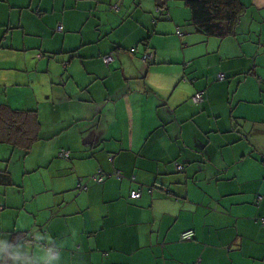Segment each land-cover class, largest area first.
Instances as JSON below:
<instances>
[{
  "label": "crops",
  "instance_id": "1",
  "mask_svg": "<svg viewBox=\"0 0 264 264\" xmlns=\"http://www.w3.org/2000/svg\"><path fill=\"white\" fill-rule=\"evenodd\" d=\"M239 2L214 37L184 0H0V104L52 119L0 144V264H264V0Z\"/></svg>",
  "mask_w": 264,
  "mask_h": 264
},
{
  "label": "trees",
  "instance_id": "2",
  "mask_svg": "<svg viewBox=\"0 0 264 264\" xmlns=\"http://www.w3.org/2000/svg\"><path fill=\"white\" fill-rule=\"evenodd\" d=\"M184 5L195 30L214 37L228 35L243 9L239 0H184ZM38 133L39 122L34 110H13L0 104V144L27 152L37 141ZM2 174L0 183L3 184L7 177Z\"/></svg>",
  "mask_w": 264,
  "mask_h": 264
},
{
  "label": "built area",
  "instance_id": "3",
  "mask_svg": "<svg viewBox=\"0 0 264 264\" xmlns=\"http://www.w3.org/2000/svg\"><path fill=\"white\" fill-rule=\"evenodd\" d=\"M157 12H158V9L156 10ZM57 31H59L60 29H61V27L60 26H57ZM150 58V55L149 54H144V55H142V60L143 61H146V60H148ZM101 60H102V62L106 65V64H108L109 62H111V60H112V58H111V56H109V55H105V56H102V58H101ZM219 80H223V76H218L217 77ZM202 96H203V92L202 91H199V92H196L193 96H192V98H191V101L193 102V103H195V104H199L201 101H202ZM58 157H61V158H67L68 157V155H67V153L65 152V151H60L59 153H58ZM175 169L176 170H181V166H178V165H175ZM116 177L117 178H119V176H118V174H116ZM94 181H96V182H100L101 181V177H93L92 178ZM80 190H82V189H84V187L83 186H80V185H78L77 186ZM139 197V192H138V190H133V191H130L129 192V198L130 199H137ZM261 197L260 196H257L256 197V202L258 203V202H260L261 201ZM257 223L259 224V226H261V227H263L264 228V217H262V218H258L257 219ZM191 233L190 232H184L183 234H181L180 235V238H179V240L180 241H186V240H190L191 239Z\"/></svg>",
  "mask_w": 264,
  "mask_h": 264
},
{
  "label": "rangeland",
  "instance_id": "4",
  "mask_svg": "<svg viewBox=\"0 0 264 264\" xmlns=\"http://www.w3.org/2000/svg\"><path fill=\"white\" fill-rule=\"evenodd\" d=\"M57 28V26H55V28H54V31L55 30H57L56 29ZM30 55H28V58H27V60H29V57ZM59 57H56V60L55 59H52L50 62H49V69H48V76L49 77H54V74L56 73V72H58L59 70H60V65L58 64V63H55V62H58V60H60V59H58ZM28 62H30V60L28 61ZM36 64H35V62H34V66H35ZM34 66L32 67V68H29V69H33L34 68ZM54 82H58V79H56ZM54 89L56 90L57 89V86H56V84H54ZM52 93H49V95H50V97L51 98H53L52 97V95H51ZM39 102H40V107L41 106H46L45 107V109H43V112H44V118H45V120H43V118L41 117V115H40V117H39V120H38V122L41 124V122L43 123V121H50L51 122V117L49 118L48 117V114H47V108H48V106L46 105V104H44L45 102L43 101V100H39ZM56 119V117L53 119V120H55ZM58 153H59V151L56 153V157L58 156ZM57 158H59V157H57Z\"/></svg>",
  "mask_w": 264,
  "mask_h": 264
}]
</instances>
